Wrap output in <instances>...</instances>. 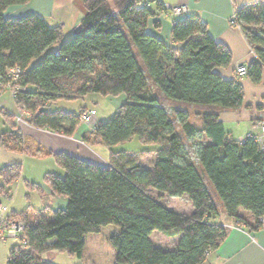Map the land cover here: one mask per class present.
<instances>
[{"label":"trees","instance_id":"trees-1","mask_svg":"<svg viewBox=\"0 0 264 264\" xmlns=\"http://www.w3.org/2000/svg\"><path fill=\"white\" fill-rule=\"evenodd\" d=\"M27 2L0 0V93L12 90L25 123L71 137L85 108L48 110L50 104L123 94L126 101L108 120L96 121L83 143L112 148L136 136L157 148L112 151L108 164L99 166L29 143L14 115L6 116L9 132L0 133V146L52 158L64 174H46L44 182L53 196L66 200L63 209L9 214L23 224L25 243L9 249L6 264H47L41 256L53 251L80 258L91 233L102 234L113 248L114 264H205L227 236L228 229L215 222L221 214L249 230L259 229L264 146L253 134L242 142L227 138L217 111L240 108L244 93L238 82L216 71L229 66L231 54L209 36L204 22L197 17L174 22L171 39L181 44L175 49L147 31L149 19L168 12L158 0H84L78 29L63 40L62 25L50 26L37 14L4 16L8 7ZM235 24L256 56L246 75L260 83L264 1L237 11ZM12 68L20 71L15 81L7 75ZM185 105L208 111L196 113L200 122L192 123ZM193 140L194 160L185 150ZM142 152H154L150 167L142 163ZM20 173L18 163L0 168V198L10 200ZM151 190L158 197L185 195L193 211H173ZM153 231L180 238L173 249H161L150 240Z\"/></svg>","mask_w":264,"mask_h":264},{"label":"crops","instance_id":"crops-1","mask_svg":"<svg viewBox=\"0 0 264 264\" xmlns=\"http://www.w3.org/2000/svg\"><path fill=\"white\" fill-rule=\"evenodd\" d=\"M146 1V0H142ZM165 8H170L172 6H185L186 12L182 13L179 16H174L169 12L158 14L154 18L148 20L147 31L152 35L157 36L163 40L166 44L173 46L175 49H180L181 44H175L171 39V27L174 22L182 21L188 17H197L202 22L205 23L207 32L209 36L218 43H221L227 47L231 54V61L228 67L219 68L216 71L221 75L223 79L233 80L238 82L243 88V102L240 108L238 109H228L217 111L219 120L223 124L224 131L229 139H242L249 134H258V123L264 122V70L262 71V80L260 83H253L246 75L238 74L236 72L237 67L240 65L248 66L251 62L256 60L254 52L251 50L248 42L246 41L241 30L233 24V17L236 18V13L240 9L249 6L250 4L263 2L264 0H158ZM84 0H28L27 3L23 5L11 6L8 7L4 16L6 18L18 19L29 14H37L45 19L47 24L50 26L62 25V39L73 35L78 29L77 25L79 21L83 18L85 14L84 9ZM151 7H154L152 5ZM169 11V10H168ZM66 28L65 32L63 29ZM67 35V36H66ZM66 40V39H65ZM57 46L51 48L52 51H55ZM42 56L38 59H35L31 62L35 64L40 60ZM97 95H88L83 98V101L78 105L77 109L67 110L61 107L66 111H77L80 107H84L88 111H91L94 114L95 121H103L102 117L97 118V112L95 111V103H97ZM109 102L113 106V114L116 110L126 101V97L122 95L118 96H106ZM187 109V105H185ZM196 112L187 110L191 115L196 116L198 112L208 111V108L192 106ZM60 109V108H59ZM203 110V111H200ZM112 114V115H113ZM14 115V121L17 125V128L21 132L20 125L27 127L30 132H41L52 137H59L70 142H74L75 149L83 146L87 150L90 147L99 148L98 152L103 156H100L103 165L106 166L109 162L110 154L112 151H120V146H123L124 143L113 146L112 148L106 147L104 145L97 146H87L82 141V136L87 132L86 125L78 126L77 130L71 137H65L55 132L47 131L44 129H37L29 126L24 123H17L15 120L16 115H20L19 109L17 108L13 97L9 91H4L0 93V133H8L9 125L6 122V116ZM191 116V117H192ZM189 117V120L190 118ZM199 118V117H198ZM22 134V132H21ZM24 139H28L29 143L41 147L43 150H49L51 152H63L60 150H54L53 145L42 143L36 141V139L27 138L22 134ZM264 140V139H263ZM205 142V141H204ZM49 145V146H45ZM80 145V146H79ZM101 146L108 148V150H102ZM48 147V148H47ZM0 148H2L0 146ZM3 149V148H2ZM66 153V152H63ZM68 154V153H67ZM94 156H99L97 152H93ZM25 157V155H21ZM30 158H43L42 156H36ZM50 159V158H46ZM80 159V158H79ZM85 161V160H84ZM154 161V160H153ZM88 162V161H87ZM21 164L19 162H13ZM12 163V164H13ZM55 163V162H54ZM91 163V162H90ZM10 165V164H8ZM57 166V164L55 163ZM98 165V164H96ZM6 166V165H5ZM3 167V166H2ZM59 167V166H58ZM54 174L52 172H46L43 175V181L46 174ZM56 175V174H55ZM21 177V173H20ZM20 177L13 183L12 188L15 184H18ZM45 183V182H44ZM30 186L31 191L38 192L40 200L46 198L50 206H42L38 209H23L21 211H27L29 213H34L43 209H63L66 206V200L63 197L53 196L45 184L43 187L40 185H34L33 182H26ZM18 186V185H17ZM16 188V187H15ZM28 189V188H27ZM37 191H36V190ZM29 190V189H28ZM31 191L25 193L29 195ZM154 191V190H151ZM155 192V191H154ZM158 196V195H157ZM185 196V195H184ZM12 197V190H11ZM187 197V196H185ZM172 198V197H170ZM176 198V197H174ZM11 199V198H10ZM188 199V198H187ZM189 202V200H188ZM189 210L183 212L185 214H190L193 211L191 203L189 202ZM8 209V208H7ZM14 209L9 210L10 214ZM17 211V212H21ZM174 211V210H173ZM180 213V212H179ZM224 214H221L215 219L216 223H219L222 226H225L228 229L227 236L225 240L219 245L218 249L214 252H211L206 260L205 264H264V229L259 228L257 230H249L243 224H238L233 219L225 220ZM153 236H155L153 238ZM180 236L168 237L160 232L153 231L150 235V240L155 247L171 250L175 246L176 242ZM168 239H176L172 246H167L166 248L162 247L163 242Z\"/></svg>","mask_w":264,"mask_h":264},{"label":"rangeland","instance_id":"rangeland-1","mask_svg":"<svg viewBox=\"0 0 264 264\" xmlns=\"http://www.w3.org/2000/svg\"><path fill=\"white\" fill-rule=\"evenodd\" d=\"M66 28L63 29V32H65ZM67 36V35H66ZM72 36V35H71ZM69 36V37H71ZM69 37L65 38L68 39ZM64 39V40H65ZM252 48H254L252 46ZM97 103H95V111L97 112V118L102 117L103 121L108 120L112 114H113V106L111 102H109L108 98H105L103 96H96ZM83 99H79L76 101H66V100H59L55 103L50 104L47 109L48 110H54V109H62L61 107L72 110L77 109L78 105L82 103ZM187 110L193 111L192 113L196 112L197 110H194L193 108H190L192 106L188 105ZM203 111V110H200ZM91 111H88L87 109L80 112V114L88 113ZM168 112L170 113L171 110L168 109ZM92 113V112H91ZM79 114V116H80ZM192 116V115H191ZM190 116V117H191ZM190 121L192 123L199 124L200 120L196 116H192L190 118ZM81 125V124H80ZM22 127V128H21ZM21 132L26 136L27 138H33L36 139V141L42 143H47L50 145H53L55 147L54 150H60L63 152H66L70 155H73L77 158H80L82 160L91 162L93 164L103 165L104 162L102 161L100 156H103L101 153L98 152L99 148L90 147V149H86L83 146H80L79 150L75 149L74 142H70L68 140L59 138V137H52L47 134H43L41 132H30V130L27 129V127L20 125ZM89 131V127L86 130ZM29 136V137H28ZM43 143V145H44ZM196 144L197 141H189L185 147V150L187 151L188 155L191 157V159L194 160L195 158V151H196ZM49 146V145H45ZM50 147V146H49ZM102 150H108V148L101 146ZM120 150H127V151H148V150H155L157 146L154 144H146L140 142V140L134 136L129 141L125 142L123 146H120ZM48 148V147H47ZM97 152L99 156H94L92 154L93 152ZM154 152H142L141 161L145 166L150 167L153 160H154ZM21 161V177L19 179L18 184H15L12 188V197L10 200L0 198V203L4 206H6L9 210L14 209L17 211H21L23 209H38L42 206H50L49 201L46 198H42L40 200L38 192L31 191V188L29 185L26 184V182H33L36 185H40L43 187L45 185L43 181V175L46 172H52L58 176H63L64 172L55 165L54 160L52 158L50 159H41V158H30V157H23L21 154L14 153V152H7L4 149L0 148V168L2 166L12 164L13 162H19ZM202 171V170H201ZM203 178L205 179V182H207V188L210 191L211 194L214 195V188L209 183L207 176L202 172ZM18 185V186H17ZM16 187V188H15ZM29 190H28V189ZM36 190V189H35ZM31 191L28 193L29 195H25V193ZM37 191V190H36ZM151 194L154 197H158V193L151 191ZM216 197V195H215ZM159 198V202L163 204L165 207L174 210L176 212H187L189 208V202L187 197L181 196V197H168L165 195H162ZM225 220H230L229 217L224 216ZM155 236H153L154 238ZM174 241L176 239H168L165 242H163L162 247L166 248L167 246H172ZM17 243V240L15 239H6L4 241H0V264H6V260L8 257L9 249ZM41 263H47V264H114V250L113 248L104 240L102 234L100 233H91L87 236L86 245L83 249L82 256L80 258L68 256L64 253H59L56 251L45 253L41 256Z\"/></svg>","mask_w":264,"mask_h":264},{"label":"built area","instance_id":"built-area-1","mask_svg":"<svg viewBox=\"0 0 264 264\" xmlns=\"http://www.w3.org/2000/svg\"><path fill=\"white\" fill-rule=\"evenodd\" d=\"M168 12L174 16H179L182 13L186 12L185 6H172L168 8ZM233 24H235V17H233ZM18 68H12L8 70L7 75L12 80L15 81L19 74ZM236 72L238 74H244L246 73V67L243 65H240L237 67ZM12 97L13 92L11 89L8 90ZM15 120L17 123H24L23 113H20V115H16ZM79 122L82 125H86L89 127V131L93 130L94 125L96 123L94 119V114L91 112L80 114L79 116ZM259 133L253 134L251 137L258 143L264 146V122H260L257 124ZM250 136V135H248ZM244 138L238 139L237 141L242 142ZM259 222V228L264 229V217H260L258 219ZM24 227L23 224L20 221H14L11 218H9L8 209L6 206L2 205L0 203V241H4L6 239H15L17 242L25 243L24 239L22 240V233H23Z\"/></svg>","mask_w":264,"mask_h":264}]
</instances>
